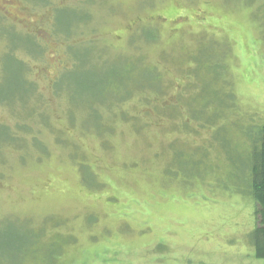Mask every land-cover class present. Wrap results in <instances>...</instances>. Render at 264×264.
I'll use <instances>...</instances> for the list:
<instances>
[{"label": "rangeland", "instance_id": "374dc122", "mask_svg": "<svg viewBox=\"0 0 264 264\" xmlns=\"http://www.w3.org/2000/svg\"><path fill=\"white\" fill-rule=\"evenodd\" d=\"M8 1L0 264H264L230 176L264 125V0ZM123 65L158 86L106 93Z\"/></svg>", "mask_w": 264, "mask_h": 264}, {"label": "trees", "instance_id": "16d2710c", "mask_svg": "<svg viewBox=\"0 0 264 264\" xmlns=\"http://www.w3.org/2000/svg\"><path fill=\"white\" fill-rule=\"evenodd\" d=\"M247 2L253 3L254 0H245ZM262 17V15H261ZM262 20L264 18L262 17ZM264 22V21H263ZM62 32H65L67 29L59 28ZM152 39H147L146 41H151ZM10 65H15L13 61L6 62V67L12 69ZM18 67V71H20V78L24 82L25 89H28L26 92H23V95H16L23 99L29 93H31L34 89L33 85L26 84L24 79V74L21 73V67ZM71 69V68H70ZM216 73L219 69H215ZM17 71V72H18ZM23 71V70H22ZM68 71H62L61 74L64 76ZM141 70H134L133 66L126 65L122 66L120 72L113 77L110 81L109 86L105 87L106 93L116 88L112 94L115 95H123L126 96L125 93L131 91V84H134L136 87H145L148 85V88L158 86V77L153 74L154 77L147 75L145 72ZM15 81V82H14ZM4 86L10 87L15 86L11 83H18L17 80H11L10 83L4 80ZM59 87V81L54 82ZM11 88V87H10ZM111 89V90H110ZM109 90V91H108ZM61 91H65L61 89ZM108 95V94H107ZM12 96H5L3 93L0 95V101H4L3 99L9 100ZM218 97L220 94L218 93ZM14 98V97H12ZM123 97H120L121 100ZM125 98V97H124ZM125 100V99H124ZM123 100V101H124ZM218 116V115H217ZM246 139L249 142V149L245 154V158L240 160V163L231 167L230 176H233V180L237 182V186L239 189H233L236 192H240L252 198L257 206V210L255 212L258 218V227H256L252 232L249 233V243L253 246L255 250V255L257 258L264 260V125L253 127L248 132L245 133ZM6 136L3 131H0V142L3 143V139ZM9 140V139H6ZM193 164V163H192ZM53 258V257H52Z\"/></svg>", "mask_w": 264, "mask_h": 264}, {"label": "flooded vegetation", "instance_id": "af4514ba", "mask_svg": "<svg viewBox=\"0 0 264 264\" xmlns=\"http://www.w3.org/2000/svg\"><path fill=\"white\" fill-rule=\"evenodd\" d=\"M22 1H24V0H21V2ZM36 2L41 3L42 1L41 0H36ZM11 4H14V6L11 5ZM17 11H20V9L16 8V5H15L14 2L8 1V0H0V12L6 13V14L7 13L11 14V12H17Z\"/></svg>", "mask_w": 264, "mask_h": 264}]
</instances>
